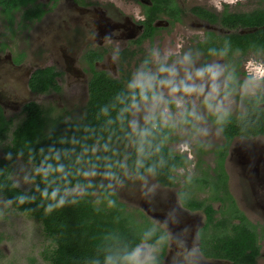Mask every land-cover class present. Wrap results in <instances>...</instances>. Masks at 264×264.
<instances>
[{
	"label": "flooded vegetation",
	"instance_id": "1",
	"mask_svg": "<svg viewBox=\"0 0 264 264\" xmlns=\"http://www.w3.org/2000/svg\"><path fill=\"white\" fill-rule=\"evenodd\" d=\"M117 3L114 0H33L24 5L22 10L11 11L12 19L0 6V11L6 17L3 28L8 36L15 35L21 29L25 31L27 38H32L34 25H43L49 15L55 13L60 19L61 30L70 34L69 36L73 35L71 38L80 49V55L72 57L71 67L67 71L54 55H51L53 59L50 64L45 62L41 54L37 59L29 61L27 45L20 46V50L14 52V45L0 38V128L4 121L9 122L8 130L3 133L6 137L0 142V146L6 142L3 146L5 148L7 143H11L12 132L22 123L14 126L15 117L7 116H64L68 119V113L58 106H47L43 97L60 93L62 78L70 71L77 75H88V99L89 82L95 71L106 73L125 87H146L155 93L151 99L136 104L158 98L159 92L145 82L139 85L134 83L136 64L133 69L131 67L144 51L145 43H152L162 30L182 23L184 16L190 14L197 23L214 28L204 32L194 47V52L203 57L205 70L210 68L212 60L222 62L225 82L223 85L219 83L218 96L232 104L231 108L219 109L209 115L208 122L214 127V135L218 140L209 149L212 159L205 162L207 150L198 141L200 127L190 132L188 136L193 137L191 144L186 143L188 146L182 150L175 146L177 141L174 135L178 127L162 124L174 128L171 133L173 140L168 141L167 146L176 155L187 158L184 166L177 167L171 173L173 182L164 183L154 174L134 175L128 169L112 176L119 177L122 173H129L140 180L150 177L153 179L152 190H158L152 196L151 205L131 209L136 210L140 217L144 215L151 222L154 231L159 232L157 241L143 243L154 250L148 264H233V260L219 255L216 240L221 235L235 237L238 232L247 235L253 232L251 238L258 246L255 264H260L261 259L264 260V88L250 89L259 82L264 84V63L247 60L245 66L244 59L251 53L259 54L264 50L233 48L234 44L223 48L222 40L230 35L246 34L245 30H248L225 27L223 19L226 15L250 13L254 10L233 12L227 5L220 8L202 4L186 9L179 0L159 1L156 5L154 0H133L139 13L133 17H125V8ZM38 27L42 34L43 26ZM218 27L226 32L219 33L216 30ZM107 61L112 62V69ZM44 69L56 73L57 88L52 86L49 92L32 90V75ZM10 84L14 88L12 91ZM212 102L214 100L208 99L205 103L210 106ZM31 103L39 106V114L28 113L27 106ZM168 103L172 111L178 105L175 100H169ZM14 110L19 112L14 114ZM48 111L52 113L48 114ZM193 113L186 111L183 115L194 116ZM212 116L219 117L220 123L214 122ZM74 119L76 118L69 120ZM150 121L151 118L146 123ZM130 122L131 119V127ZM5 157L6 154L3 153L0 159ZM118 198L126 205L127 202L120 195ZM207 204L213 209L210 212L211 218L207 212ZM189 215H198L196 225L187 218ZM235 227L240 229L234 230Z\"/></svg>",
	"mask_w": 264,
	"mask_h": 264
},
{
	"label": "trees",
	"instance_id": "2",
	"mask_svg": "<svg viewBox=\"0 0 264 264\" xmlns=\"http://www.w3.org/2000/svg\"><path fill=\"white\" fill-rule=\"evenodd\" d=\"M32 1L0 0V6L12 19L11 11L22 10ZM159 1L170 0H154L155 5ZM223 25L254 30L223 37V48L234 44L233 48L264 50V8L228 14ZM55 76L50 69L38 70L30 79V87L49 92L52 86L57 88ZM153 96L155 93L146 87L128 88L95 71L81 120L26 116L12 132V141L4 148L6 157L0 159V198L41 223L51 241L42 252L48 264H137V248L157 241L159 232L144 215L140 217L136 210L127 208L111 186H101L85 176L89 170L118 175L128 169L134 175L154 174L164 183L173 182L171 173L187 162L185 156L176 155L167 146L173 140L174 128L163 126L154 116L139 129L129 125L134 105ZM27 111L41 112L34 103ZM212 120L220 123L219 117L212 116ZM8 128L9 122L4 121L0 142ZM15 158L36 168L35 186L29 190L19 188L12 179ZM78 188L83 189L81 194L75 192ZM207 207L211 218L213 209L210 204ZM252 236L253 232L221 235L216 240L219 255L233 260V264H255L258 246Z\"/></svg>",
	"mask_w": 264,
	"mask_h": 264
},
{
	"label": "rangeland",
	"instance_id": "3",
	"mask_svg": "<svg viewBox=\"0 0 264 264\" xmlns=\"http://www.w3.org/2000/svg\"><path fill=\"white\" fill-rule=\"evenodd\" d=\"M114 1L125 8V17H133L139 13V8L137 4H133V0ZM179 2L186 9L201 4L220 8L227 5L233 12H248L264 8V0H179ZM59 20L55 13L50 14L46 19L47 22L43 25H34L32 38L29 36L27 38L24 34L25 31L21 29L16 31L15 35L9 34L8 36L3 28L6 17L0 11V38L8 40L11 45H14V52H18L23 45H27L29 61H33L32 58L37 59L41 54L46 63H51L53 59L51 55H54L55 59L61 61L65 70L68 71V68L71 67L72 57L80 55V49L72 40L73 35L69 36L70 34L61 30ZM38 26L41 28L43 26V31L41 30L43 35L40 34ZM167 29L162 30L152 43L144 44V51L136 58L131 67L133 69L136 64L134 83L139 85L145 82L150 88L157 90L160 96L136 104L132 109L130 124L133 129H138L154 116L161 124L174 125L178 127L175 133L177 136L174 135L177 141L175 146L182 150L188 146L186 143L191 144L193 137L188 136L191 134L190 132L200 127L201 133L197 137L198 141L203 144V148L207 150L204 159L207 160L205 162H208L212 159L209 149L218 142L217 136L214 135V127L208 122L209 115L219 109L232 106L229 100L219 99L218 96L219 83L223 85L225 82V70L222 62L212 60L210 68L205 70L203 57L194 52V47L204 32L214 28L197 23L194 16L187 14L182 23ZM216 30L219 33L226 32L221 27ZM189 44L191 46L188 47ZM247 60L264 63V52L247 55L244 59L245 66H247ZM108 65L112 69V62ZM146 67L147 71H145ZM68 73L62 78L61 92L43 97V101L47 106L55 105L68 113L70 115L67 116L68 120L73 118L81 120L88 100L89 77L83 74L77 75L71 71ZM257 88H264V84L259 82L250 90ZM12 89L14 88L10 84V90L12 91ZM208 99L214 100L210 106L205 103ZM169 100L178 102L173 111L170 109ZM186 111L194 112V116H184ZM13 112L16 114L19 111L14 110ZM7 117H15L14 126L20 124L25 118V116ZM5 143L0 146V157L4 153ZM35 174L36 168L31 162L22 158L14 160L12 179L19 188L29 190L34 187ZM85 176L101 186H111V190L118 197L120 195L130 209H141L145 205H151L152 196L158 192V190H152L153 179L150 177H143L140 180L129 173H122L121 176L115 177L101 171L92 172V170L87 171ZM82 191V189L75 190L77 194H81ZM197 217L198 215L187 216L195 225L198 223ZM0 233L3 235V240L0 242V264H48L44 260L42 252L50 245L51 241L46 237L41 223L16 211L4 198H0ZM153 254L154 250L151 247L141 245L135 251L137 264H148ZM260 264H264L263 259Z\"/></svg>",
	"mask_w": 264,
	"mask_h": 264
},
{
	"label": "water",
	"instance_id": "4",
	"mask_svg": "<svg viewBox=\"0 0 264 264\" xmlns=\"http://www.w3.org/2000/svg\"><path fill=\"white\" fill-rule=\"evenodd\" d=\"M253 31L254 30H252V29L251 30H249V29L248 30H245V32H247V33H250V32H253Z\"/></svg>",
	"mask_w": 264,
	"mask_h": 264
}]
</instances>
